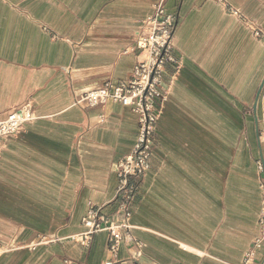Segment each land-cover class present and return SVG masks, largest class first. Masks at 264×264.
<instances>
[{"label": "crops", "instance_id": "0c3cea01", "mask_svg": "<svg viewBox=\"0 0 264 264\" xmlns=\"http://www.w3.org/2000/svg\"><path fill=\"white\" fill-rule=\"evenodd\" d=\"M264 32V0H226ZM160 0H0V119H37L0 141V264H105L109 234L73 241L92 209L116 213L118 165L139 116L74 93L127 82L135 38ZM176 16L169 99L133 207L137 264H243L264 183V37L216 0H165ZM43 236L57 241L39 243ZM138 247L124 242L119 260ZM253 264H264V243Z\"/></svg>", "mask_w": 264, "mask_h": 264}, {"label": "built area", "instance_id": "2783aa9c", "mask_svg": "<svg viewBox=\"0 0 264 264\" xmlns=\"http://www.w3.org/2000/svg\"><path fill=\"white\" fill-rule=\"evenodd\" d=\"M236 17L253 28L257 37L263 38L264 32L254 22L232 7L226 0H216ZM177 25L176 16L169 14L165 0L154 6L153 14L142 22L135 38L134 50L138 51L137 64L127 82L107 81L102 87L74 93V104L95 108L109 102L128 106L139 116V136L133 152L118 165L117 211L112 216L101 213L100 208H92L84 219L85 232L71 239L89 248L94 236L101 232L109 234V258L105 264H137L142 257L143 245L133 235V207L137 199L141 181L150 169L152 149L160 120L169 99V88L165 86L164 74L168 65L181 63L174 55V34ZM37 117L32 103L13 109L5 119H0V141L16 135L24 124L33 122ZM259 169L264 172L263 165ZM259 224L264 232V183ZM56 236H43L39 243L57 241ZM127 242L138 247L128 259L119 260L118 254L122 243ZM264 238L255 241L246 254L243 264H253L256 250L263 246ZM5 251L0 247V254Z\"/></svg>", "mask_w": 264, "mask_h": 264}, {"label": "water", "instance_id": "95a60500", "mask_svg": "<svg viewBox=\"0 0 264 264\" xmlns=\"http://www.w3.org/2000/svg\"><path fill=\"white\" fill-rule=\"evenodd\" d=\"M263 88H264V81H263V83H262V85L258 91V94H257V98H256V102H255V108H254L255 110L257 109L258 101H259V98H260V95L262 93Z\"/></svg>", "mask_w": 264, "mask_h": 264}]
</instances>
